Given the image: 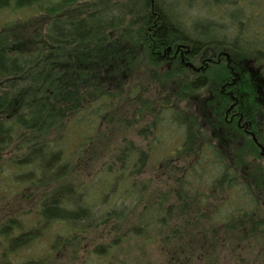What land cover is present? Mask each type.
<instances>
[{"label": "trees", "instance_id": "1", "mask_svg": "<svg viewBox=\"0 0 264 264\" xmlns=\"http://www.w3.org/2000/svg\"><path fill=\"white\" fill-rule=\"evenodd\" d=\"M81 1L0 0V9L20 10L36 6L44 11L48 18L44 45L57 52L58 49L85 47L102 40L112 31L127 28L140 33L143 46L150 52L158 50L162 53L169 47L181 45L188 49V57L195 61L209 50L214 51L208 58L213 60L224 52L231 59L230 68L226 67L223 59L220 66L213 68L217 72L212 76L216 85L221 87L234 72L238 74L241 82L235 94L243 105L239 111L250 118L255 117L263 142L264 107L259 103L264 98V12L255 3L248 0L242 5L240 0H231L236 6L227 15L228 24L218 23L220 15L208 12L205 13L207 17L186 26L180 19L179 3L169 4V0H100L83 15L68 16V11ZM203 3L217 7L229 4V0H203ZM254 8L259 10L253 12ZM212 18H217V22ZM215 30L221 31L216 35ZM150 52L149 63L151 67H157L159 61ZM110 54L98 58L109 66L125 61L122 55L108 58ZM244 60L253 61L256 72L233 69L234 64ZM37 64V51L25 54L0 48V113L8 106L19 80L29 71H34ZM105 71L109 72L106 68ZM184 71L187 70L179 68V72ZM162 77L166 79L164 81L171 78L169 74ZM119 79L120 74L106 78L92 75L87 76V80L70 76L65 87L58 89L52 99L46 97L27 104L9 118L0 116V156L14 147L13 142L23 139L14 148V152L20 154L12 157L7 165L0 163L1 169L6 170L7 166L9 171L13 166L11 174L7 170L2 175L0 173V188H9L11 184L19 189L49 187L40 193L35 224H26L30 227L28 230L15 216L0 224V242L7 244L4 252L10 250L8 255L15 256L16 250H24L38 241L35 232L52 222L61 224L68 230V236H72L107 222H123L135 211L129 232L135 238L154 234L160 241L161 250L172 243L174 248H170L171 257L170 262L166 260L167 264L190 263L194 253L202 257L210 250L216 252L229 248L234 252L243 248L241 243L261 236L264 233V216L257 215L259 204L242 169L245 161L242 150L250 151L252 157L258 158L249 141L245 137L233 140L230 133L225 138L219 125L211 130L210 136H206L203 129L206 126L210 128L207 118L204 123L196 112L189 114L182 110L177 98L172 97L173 93H155L154 88L146 92L142 79L135 77L131 94L127 97L124 91H115L114 83ZM209 81V75L198 76L191 81L190 88L187 86L188 91H200L207 87ZM144 93L146 97H141ZM254 96L261 100L256 101ZM216 97L218 100L213 104L216 105L215 114L219 107L217 118H222V110L230 100L219 94ZM119 101L124 108L120 109ZM128 124L129 128L139 125L140 131L147 133L145 148L123 139L120 141L122 146L113 154L106 155L110 161L99 171L103 172L100 178L86 186L77 182L56 186L71 174L77 159H83L87 152L96 155L94 152L103 145L102 142L97 143L102 136L116 135L119 127L125 129ZM179 128L183 129L180 148L165 150L159 137L175 135ZM128 129L125 135L129 134ZM92 141L95 142L94 150ZM245 155L251 157L248 153ZM150 162L159 163L166 177L173 176L172 186L166 191H152L155 195L147 192L148 181L146 184V181L138 180L147 173L146 167ZM254 175H257L255 171ZM214 192L221 193V200L229 206L214 207L213 213L207 216V196L212 197ZM108 196L111 201H121V205L100 214L96 203L104 204ZM67 242L68 238L64 244ZM180 242L183 246L178 245ZM237 243L238 248L235 246ZM114 247L115 242L99 246L98 249L105 252H97V257L109 256ZM3 257L4 253L0 254V264H8L9 257L6 260ZM31 260L23 264H40L44 257L39 261Z\"/></svg>", "mask_w": 264, "mask_h": 264}, {"label": "rangeland", "instance_id": "2", "mask_svg": "<svg viewBox=\"0 0 264 264\" xmlns=\"http://www.w3.org/2000/svg\"><path fill=\"white\" fill-rule=\"evenodd\" d=\"M99 1L82 0L75 7L71 8L67 15H83ZM246 1L248 0H240V3L243 5ZM175 2L179 3V10L181 12L180 19L186 26L193 21L196 22L207 17L205 13L207 14L208 12H212L211 14L214 15H220L221 19L218 20V23L221 22L220 24L222 25L228 24L229 18L227 15L236 6L231 0H229V4L218 5L217 7L213 4H204L203 0L168 1L169 4ZM251 3H255L261 12H264V0H251ZM257 10L259 9L254 8L253 12ZM244 12L247 14V8H245ZM47 20L46 13L39 10L36 6L20 10L0 9V48L8 49L10 52L14 51L25 54L39 52V64H37V68L32 72L29 71L19 80L18 85L13 89V96L8 106L0 113L1 117L9 118L22 110L27 104L37 100L47 99L46 97L52 99L58 89L60 90L61 87H65L66 80L70 76L82 77L87 80V76L92 75L99 74L101 77L106 78L110 75L120 74L119 81L114 83L116 87L115 91H119L120 93L124 91L127 94L126 96L129 97L128 94H131L134 78H140L143 81L144 91L149 92L151 88H154L156 92L162 91L164 94L171 92L173 93L172 97L177 98L178 105L181 106L180 108L182 110L185 109L189 114L196 112L199 116L207 118L210 128L206 126L203 129L206 136H210L212 133L211 130L218 127L220 118L217 120V117H219L220 108L218 107V113L215 114L216 105L213 106V104L218 100L216 95H220V87L216 85V79L212 76L217 72L213 69L214 67L211 68L208 66L206 69L200 68L199 70L200 62L198 65L191 62V65L199 72L190 69L179 72V68L169 64L168 61H165L159 68L151 67L148 57L150 51L143 46L142 36L135 29L129 28L126 30L112 31L102 40L95 41L85 47L58 49L57 52L52 49H47L44 45V30ZM212 20L217 22V18H212ZM218 31L221 30H215L214 34L217 35ZM101 48H103L102 51H100ZM213 52L212 50L206 51L195 62L202 61L203 59L209 60L208 58ZM150 53L155 54L156 51H151ZM104 54H110L107 57L111 59L118 58V56L122 55V59L125 61L120 62L119 65L109 66L99 59ZM222 56L226 57V54ZM207 60L206 63H208ZM105 68L109 70L108 73H106ZM249 69L252 72H256L255 66ZM164 74H169L171 78L168 81H164L166 80L162 77ZM206 75L210 76L207 87L200 91L197 90L196 92L190 93L193 90L188 91L187 86L189 88L191 87V81L195 80L198 76ZM105 84L108 85L107 82ZM162 84L166 85L167 88ZM1 88L2 86H0ZM109 88L114 90L111 86ZM143 96L146 97V94L141 95V97ZM58 100L60 99L58 98ZM119 104L120 109L121 107L124 108V104L120 103V101ZM222 111H224V108ZM215 125L217 126L215 127ZM119 128L120 130L116 135L109 136V138L102 136L97 141V143L102 142L101 144L103 145L100 146L99 151L94 152L96 153L95 156L87 152L83 159H77L73 165L74 169L71 174L64 179V182L60 181L56 186L61 183L68 184L73 182L86 186L92 180L98 177L100 178L103 172L99 173V171L110 161L107 160L106 155H109V153L113 154L119 146H122L123 144L120 141L123 139L133 141L136 146L145 148L147 133L140 131L141 127L139 125H132L129 128L128 124L125 129L123 127ZM127 129L129 134L125 135V130ZM182 132L183 129L179 128L175 130V135L159 137L164 149L171 150L172 148H180L179 144L182 141ZM50 135L52 136V134ZM25 139L27 138L25 137ZM22 140L13 142L12 145L14 147L11 146L9 151L4 152L0 156V163L3 166L7 165L12 157L20 154V152H14V148ZM93 144L95 145L94 141H92L91 145L92 150H94ZM242 152H244L243 156L245 158L242 164L246 170L244 168L242 169L250 176L253 175L252 171L254 170L257 174L254 182L256 184L260 183L261 177H263V170H261V165L257 162L259 160L252 157L253 154L251 155L252 152L250 151L242 150ZM247 153L251 157H247L245 155ZM12 168L13 166L10 167L11 172H13ZM6 170L10 173L7 166ZM6 170L0 168L1 175ZM146 171L147 173L141 176L142 179L138 178V180L146 181V184L148 181L146 185L147 192L149 191L155 195L156 193L152 191H166L172 186L173 176L166 177L162 174L163 169L160 168L159 163L150 162L146 167ZM5 178L7 179V176ZM54 185L51 186L54 187ZM14 187L11 184L9 188L6 186L0 188V224L6 218L15 216L14 218H18V220H15L25 224V227H27L26 230H28L30 227L26 224H35L34 220L37 217L36 204L40 193H43L49 187L43 189L32 187L19 189ZM221 196L219 192H214L212 197L207 196V203L205 204V214L207 216L213 213L212 208L214 207L222 208V206H225L226 208L229 206V204H224ZM129 203L128 201L127 204ZM232 203L233 205L235 204L234 200ZM96 205L99 208V213L102 214L104 210L120 206L121 201H111L110 196H108L104 200V204L97 201ZM135 214L136 211L133 215L126 217L123 222H107L99 227L72 236H68V230L61 224L55 225V222H52L45 229H39L38 233L35 232L38 241L29 247L23 248L24 250L22 248L16 250L15 256L12 255L10 257L8 255L10 250L7 253L4 252L7 244L0 242V254L4 253V260L9 257L8 264H23L31 260V257L35 261H39L38 259L44 257V260L40 264H167L166 260L170 262V248H174L172 243L168 244L164 250H161L158 245L160 241L154 234L135 238L129 232L134 223ZM257 215L264 216V208L260 203ZM67 238L69 242L64 244V240ZM114 242L115 247L110 250L111 254L109 256L97 257V252H105V250L98 249L99 246H109ZM241 244L243 248L234 252L229 248H225L216 250V252L210 250L202 257L194 253L193 260L190 263L188 261H182L180 263L239 264L241 262V264H264V233ZM178 245L183 246L181 242ZM235 246L238 248L239 244L237 243Z\"/></svg>", "mask_w": 264, "mask_h": 264}, {"label": "flooded vegetation", "instance_id": "3", "mask_svg": "<svg viewBox=\"0 0 264 264\" xmlns=\"http://www.w3.org/2000/svg\"><path fill=\"white\" fill-rule=\"evenodd\" d=\"M160 53H161L160 51L156 50V53L154 54L156 55V60L159 61V63H157L158 66L156 68H159L160 65L165 63V61H168L169 64L174 65L177 68H183L185 70L190 69L192 71L199 72L195 67L191 65V62L195 65H198L200 62L199 65V70H200V68L206 69L208 66L218 67L220 66L221 62H223V59L226 61L225 65L228 68H230L228 64L231 59L227 55L226 57L224 56L220 57V55H223L224 52H222L223 54L221 53L216 60L203 59L202 61L199 60L198 62H195V60H192L190 57H188L189 55L188 49L185 48V46H181V45L169 47L167 50L162 51L161 54ZM206 60L208 61V63H206ZM253 66H254L253 61L244 60L242 63L234 64L233 69L243 70V69H249ZM237 75L238 74L234 72L232 74V78L229 81H227L223 86L220 87V95L224 98L225 97L228 98L230 102L229 103L227 102V105L224 108V112L222 113L223 117L220 118L218 125L220 129L224 130L225 138L228 137L229 133L232 134L234 138L233 140H237L238 138L241 139L242 137H245L246 140H248L249 143L251 144L249 146H251L252 149H254L257 152V157H258L257 160H259L257 162L261 165V170H263V177H261V182L258 184L254 182V180L257 177V175L254 176V170L252 171L253 175L250 176L249 174H247V177L252 194L254 195L258 204L260 203L264 208V127H263V131H261L263 136V142H261L260 133H259L260 128L258 127L257 129L255 117L250 118V116L244 114L242 110L239 111L240 107L243 105L241 101L239 102V98L235 94V92L238 91V84L239 82H241L239 76ZM154 92L156 93L155 89ZM255 97L256 96H254V98ZM255 99L256 101L261 100L257 98ZM259 104L264 107V98ZM157 107L158 106L156 105V109ZM202 118H203L202 121L205 123L206 118L204 116H202ZM218 119L219 118H217V120Z\"/></svg>", "mask_w": 264, "mask_h": 264}]
</instances>
